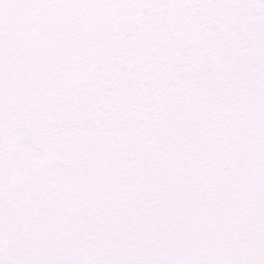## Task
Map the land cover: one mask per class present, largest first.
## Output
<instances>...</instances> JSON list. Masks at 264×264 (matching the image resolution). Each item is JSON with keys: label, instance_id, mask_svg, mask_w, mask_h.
Instances as JSON below:
<instances>
[{"label": "snow or ice", "instance_id": "6c2138e0", "mask_svg": "<svg viewBox=\"0 0 264 264\" xmlns=\"http://www.w3.org/2000/svg\"><path fill=\"white\" fill-rule=\"evenodd\" d=\"M0 264H264V0H0Z\"/></svg>", "mask_w": 264, "mask_h": 264}]
</instances>
